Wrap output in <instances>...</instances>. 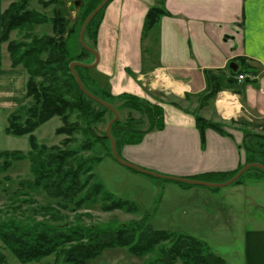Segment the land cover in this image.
I'll use <instances>...</instances> for the list:
<instances>
[{
    "label": "trees",
    "instance_id": "obj_1",
    "mask_svg": "<svg viewBox=\"0 0 264 264\" xmlns=\"http://www.w3.org/2000/svg\"><path fill=\"white\" fill-rule=\"evenodd\" d=\"M102 1L85 0L79 17L81 25ZM112 1L109 0L86 28L85 43L94 50H97L98 32L105 10ZM165 2L166 0H156L144 21L141 39L143 70L150 68V61L157 55L160 22L164 17L170 16ZM39 3L45 10L54 6L53 17L49 18L31 9L30 0H18L9 5L1 18L0 43H7L12 68L21 67L26 72L28 80L24 103L31 100L29 107L23 103L9 115L5 133L15 137L28 136L31 151L27 155L20 151L1 152L0 173L7 172L15 162L28 159L30 172L34 177L33 181L28 182L29 186L46 193L59 209L77 212L85 206L100 203L105 213L117 210L130 214L138 213L139 209L135 203L117 199L97 180L94 170L101 158L85 156V153L93 150L96 143L109 141L106 134L101 138L95 136L92 127L105 122L106 114L110 115L109 122L114 118L113 112L82 92L70 69V65L75 62L90 64L86 63V59L94 56L81 44L80 52L71 53V40L77 30L69 25L67 17L58 14V9H65L62 0L48 2L39 0ZM96 21L97 25L91 34ZM47 25L51 26V35H40L36 32L37 28ZM15 32L19 38L12 40L11 36ZM147 41L151 43L149 47L146 46ZM75 69L84 87L91 94L114 106L119 113L127 112V119L121 121L119 118L111 130L119 155L122 147L139 144L147 133L165 127L164 110L161 106L130 94L113 96L110 93L108 79L96 72V68L77 66ZM250 70L251 68L244 67L236 73L230 71V75L223 71H204L207 90L200 96L202 103L197 111L213 102L224 89H233L244 95L237 78L239 75L255 73ZM94 73L100 79L92 76ZM99 81L108 83V86L102 88ZM255 82L249 78L243 81L244 84ZM195 115L203 148L206 145L208 129L230 137L225 131V124L206 120L198 112ZM73 116H76L75 122H71ZM55 117H59L63 123L57 134L66 136V139L61 147L40 145L34 135L35 131ZM239 123L245 127L250 126L244 120H240ZM242 131L243 141L240 148L246 154L245 164L235 172L217 173L209 177H217L226 182L235 177L247 164L257 163L264 166V135L251 133L245 129ZM77 134L84 135L86 140L79 149H70L69 146L75 142L74 136ZM251 171L264 175L261 170L252 168L234 184H240L242 178ZM189 179L207 182V179ZM50 211L54 212L55 209L50 206L34 210L33 215L36 217L39 215L43 219L28 223L17 219L6 222L0 219V242L22 264L40 262L51 256L56 258L57 264H88L105 250L115 248H127L129 253L137 258H145L160 248L158 256L144 264H176L178 260L184 264H225L205 242L171 231L156 230L146 224L145 220L112 229L85 226L79 222L63 224L64 217L58 218ZM166 243H170L171 246L165 247ZM0 264H8L1 248Z\"/></svg>",
    "mask_w": 264,
    "mask_h": 264
},
{
    "label": "crops",
    "instance_id": "obj_2",
    "mask_svg": "<svg viewBox=\"0 0 264 264\" xmlns=\"http://www.w3.org/2000/svg\"><path fill=\"white\" fill-rule=\"evenodd\" d=\"M13 2L0 0V35L2 15ZM155 2L113 0L98 32L100 61L96 70L108 79L110 93L134 95L164 110L165 127L147 133L139 144L122 147L120 155L136 166L165 176L206 179L217 173L235 172L246 162L245 151L240 148L243 129L238 128L239 121L250 124L264 119V0H166L170 16L160 22L157 55L145 72L142 31ZM244 67L255 72L246 76L256 82L238 81L244 95L233 89L219 92L213 101V115L177 103L198 100L205 94L204 71L230 75V71L236 73ZM27 80L21 67L12 68L7 43H0L1 120H8L24 103ZM158 88H164L165 97L174 100L155 98L153 91ZM222 100L227 102L219 104ZM197 112L215 123L225 120L230 137L208 129L203 148L196 126ZM250 233L249 263L264 264V231Z\"/></svg>",
    "mask_w": 264,
    "mask_h": 264
},
{
    "label": "rangeland",
    "instance_id": "obj_3",
    "mask_svg": "<svg viewBox=\"0 0 264 264\" xmlns=\"http://www.w3.org/2000/svg\"><path fill=\"white\" fill-rule=\"evenodd\" d=\"M62 2L65 3V9H58V14L67 17L69 25L77 30L70 46L71 53L76 54L80 52V31L83 25H81L79 17L85 0H62ZM30 8L51 18L54 15L55 7L51 6L45 10L39 0H30ZM36 32L40 35H51V26L37 28ZM18 38L16 32L11 36L12 40ZM150 45V41H147L146 46ZM93 61L94 58L91 57L86 59V63L91 64ZM92 76L99 78L95 73ZM103 82L99 81L102 88L108 86V83ZM93 88L96 89L95 86ZM163 90L165 91L164 88L154 90V97L161 101H173L174 99L171 97H165ZM226 96L223 99L227 98ZM29 102L31 100H26L25 106L29 107ZM221 102L225 104L227 100H222L219 104H222ZM113 103L119 104V102ZM177 103L193 111L195 108H199L202 99L193 98L190 102L177 100ZM201 111L204 115L210 114L213 111V102ZM211 114L213 115V113ZM119 118L121 121H125L127 112H120ZM109 119L110 115L106 114L105 122L92 127L95 136L101 138L106 134ZM75 121L76 116H73L71 122ZM225 122L223 119L220 120L222 124ZM7 125V118L1 120L0 116V153L20 151L27 155L31 151L29 137L7 135L3 131ZM239 125L238 128L264 135V119H255L247 127ZM62 126L63 123L59 117L51 119L35 131L37 142L47 147H61L66 136L58 135L57 130ZM74 138L76 140L69 148L77 150L86 138L82 134H77ZM111 153L109 140L96 143L93 150L90 153H85V156L101 158L94 170L97 180L104 185L108 193L117 199L135 203L139 209L138 213L130 214L120 210L105 213L102 211L100 203L85 206L77 212L59 209L55 201L49 198L46 193L29 186L28 182L33 181L34 177L30 172V162L27 159L15 162L7 172L0 173V219L5 222L10 219L22 220L25 223L33 220L40 221L43 218L39 215L34 216L33 211L40 207L51 206L55 211L50 212L57 215L58 218L64 217L62 223L76 224L79 222L85 226L114 229L145 220L146 224L156 230L171 231L205 242L212 252L224 260L225 264H250L251 255L247 249V239L250 232L264 231V175L257 171H251L242 178L240 184L211 188L136 173L119 164L112 158ZM206 179L207 182H202L218 185L225 183L217 177H207ZM170 246V243L165 244V247ZM0 248L8 264H22L10 250L3 247L1 242ZM159 250L160 248H157L155 252L145 258H137L131 255L127 248L108 249L88 264H144L148 260L155 259ZM30 264H57V262L56 258L51 256ZM176 264L184 263L178 260Z\"/></svg>",
    "mask_w": 264,
    "mask_h": 264
},
{
    "label": "water",
    "instance_id": "obj_4",
    "mask_svg": "<svg viewBox=\"0 0 264 264\" xmlns=\"http://www.w3.org/2000/svg\"><path fill=\"white\" fill-rule=\"evenodd\" d=\"M108 2H109V0H103L102 1V3L87 17V19L85 20V22L81 28V31H80V44L82 45V47L84 49H86L91 54H93V56L95 58L94 62L92 64H84V63L75 62V63H72L70 65V69H71V71H72V73H73V75L77 81L78 86L82 90V92L85 95H87L90 99H92L96 103L100 104L104 108L110 110L114 114V118L109 122L107 129H106V135L111 142V150H112L113 158L122 166H124L128 169L134 170V171L141 173V174H145V175H149V176H153V177L161 178V179H165V180H171V181H176V182H181V183H186V184H192V185H202V186H207V187H211V188H219V187H226V186L232 185L235 182H237L242 177L243 174H245L248 170H250L252 168H256V169H259L262 172H264V166L261 164H257V163L247 164L238 172V174L235 177L228 180L224 184L218 185V184H210V183L197 181V180H190V179L183 178V177L161 175V174L143 169V168L136 166V165L124 160L123 158H121V156L118 154V151H117L116 141L113 138L112 133H111L113 124L119 119L118 110L114 106H112L111 104H109V103L97 98L93 94H91L84 87V85H83V83H82V81H81V79H80V77H79V75L75 69L77 66L87 68V69H94V68H97L99 65V61H100L99 53L96 50H94V49H92L86 45V43H85V31H86V28L88 27V25L90 24V22L99 14V12L108 4Z\"/></svg>",
    "mask_w": 264,
    "mask_h": 264
},
{
    "label": "built area",
    "instance_id": "obj_5",
    "mask_svg": "<svg viewBox=\"0 0 264 264\" xmlns=\"http://www.w3.org/2000/svg\"><path fill=\"white\" fill-rule=\"evenodd\" d=\"M238 79H239V81H242L245 79V77L243 75H240Z\"/></svg>",
    "mask_w": 264,
    "mask_h": 264
}]
</instances>
